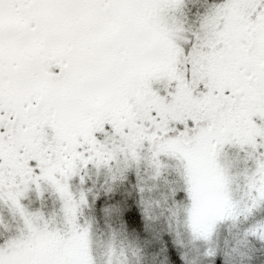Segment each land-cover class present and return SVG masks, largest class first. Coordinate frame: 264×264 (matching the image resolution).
Returning <instances> with one entry per match:
<instances>
[{
    "label": "snow or ice",
    "instance_id": "obj_1",
    "mask_svg": "<svg viewBox=\"0 0 264 264\" xmlns=\"http://www.w3.org/2000/svg\"><path fill=\"white\" fill-rule=\"evenodd\" d=\"M0 264H264V0H0Z\"/></svg>",
    "mask_w": 264,
    "mask_h": 264
}]
</instances>
